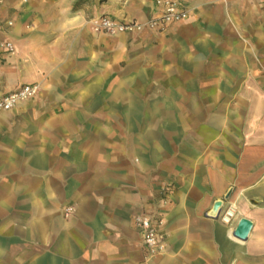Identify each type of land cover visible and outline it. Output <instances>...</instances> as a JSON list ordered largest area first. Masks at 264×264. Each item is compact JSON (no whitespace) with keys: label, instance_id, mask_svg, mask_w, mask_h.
I'll use <instances>...</instances> for the list:
<instances>
[{"label":"crops","instance_id":"crops-1","mask_svg":"<svg viewBox=\"0 0 264 264\" xmlns=\"http://www.w3.org/2000/svg\"><path fill=\"white\" fill-rule=\"evenodd\" d=\"M183 3L107 35L153 0H0V97L39 85L0 112V264H264V0Z\"/></svg>","mask_w":264,"mask_h":264},{"label":"built area","instance_id":"built-area-1","mask_svg":"<svg viewBox=\"0 0 264 264\" xmlns=\"http://www.w3.org/2000/svg\"><path fill=\"white\" fill-rule=\"evenodd\" d=\"M189 16V9L183 0H153V8L148 18L143 22L119 20L109 15H99L90 19V28L93 32L114 34L132 30H161L170 24L179 22ZM0 46L12 51L9 42L0 43ZM37 83H25L15 90L0 97V112L15 107L18 103L26 101L37 94ZM234 212L226 209L221 214V219L230 222ZM136 224L141 230L142 243L150 255L162 253L165 250V235L162 230V222L152 217L143 215L136 217Z\"/></svg>","mask_w":264,"mask_h":264},{"label":"water","instance_id":"water-1","mask_svg":"<svg viewBox=\"0 0 264 264\" xmlns=\"http://www.w3.org/2000/svg\"><path fill=\"white\" fill-rule=\"evenodd\" d=\"M217 205L219 206V209L217 210V212L213 213V214L210 212V215L217 216L219 214V211H220L221 205H222V201L221 200L216 201L213 208H215V206H217ZM251 226H252V222L248 218L241 217L238 221L236 228L234 229V232H233L234 236L241 239V240L246 239L247 235L251 229Z\"/></svg>","mask_w":264,"mask_h":264},{"label":"bare ground","instance_id":"bare-ground-1","mask_svg":"<svg viewBox=\"0 0 264 264\" xmlns=\"http://www.w3.org/2000/svg\"><path fill=\"white\" fill-rule=\"evenodd\" d=\"M218 204H219V203H218ZM218 209H219V206L217 205V206H215V208L212 209L211 213H212V214H213V213H216ZM220 210H221V209H220ZM219 213H220V211H219Z\"/></svg>","mask_w":264,"mask_h":264},{"label":"rangeland","instance_id":"rangeland-1","mask_svg":"<svg viewBox=\"0 0 264 264\" xmlns=\"http://www.w3.org/2000/svg\"><path fill=\"white\" fill-rule=\"evenodd\" d=\"M143 30H137V31H143ZM117 33H123V32H117ZM117 33H114V34H117ZM114 34H107V35H114Z\"/></svg>","mask_w":264,"mask_h":264}]
</instances>
